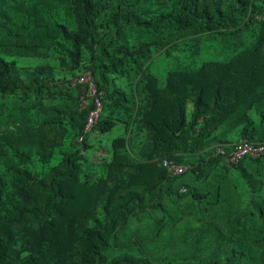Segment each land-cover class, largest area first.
<instances>
[{
  "label": "trees",
  "instance_id": "16d2710c",
  "mask_svg": "<svg viewBox=\"0 0 264 264\" xmlns=\"http://www.w3.org/2000/svg\"><path fill=\"white\" fill-rule=\"evenodd\" d=\"M240 139L264 0H0V264H264Z\"/></svg>",
  "mask_w": 264,
  "mask_h": 264
},
{
  "label": "built area",
  "instance_id": "2783aa9c",
  "mask_svg": "<svg viewBox=\"0 0 264 264\" xmlns=\"http://www.w3.org/2000/svg\"><path fill=\"white\" fill-rule=\"evenodd\" d=\"M88 76H83L82 78L79 79V81H87ZM94 90L91 87L90 88V94L93 95ZM96 106L97 109L95 111H92L89 116H88V120H87V127H89L92 123V120L94 118H96L98 110H99V102L98 100H96ZM216 154H223L222 149L217 148L216 149ZM243 156H250L253 158H257L260 156H264V142L263 143H251L248 142L247 140H238L237 143L233 146V149L231 150V152L228 154L227 156V161L228 162H235L237 161L239 158L243 157ZM163 166L167 167L168 171L171 174H181L183 173L187 166H180V165H175V164H170L168 161L164 160L163 161Z\"/></svg>",
  "mask_w": 264,
  "mask_h": 264
},
{
  "label": "rangeland",
  "instance_id": "374dc122",
  "mask_svg": "<svg viewBox=\"0 0 264 264\" xmlns=\"http://www.w3.org/2000/svg\"><path fill=\"white\" fill-rule=\"evenodd\" d=\"M87 78V77H86ZM88 79V78H87Z\"/></svg>",
  "mask_w": 264,
  "mask_h": 264
}]
</instances>
